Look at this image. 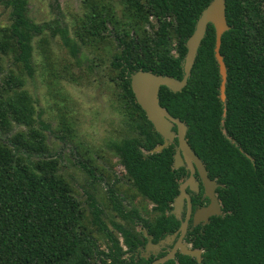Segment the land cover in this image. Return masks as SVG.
<instances>
[{
    "label": "trees",
    "instance_id": "16d2710c",
    "mask_svg": "<svg viewBox=\"0 0 264 264\" xmlns=\"http://www.w3.org/2000/svg\"><path fill=\"white\" fill-rule=\"evenodd\" d=\"M211 1L83 0L71 42L64 39L73 53L79 47L89 53V70H106L118 111L135 133L115 144L114 153L131 189L153 205L152 212L144 203L129 212L112 206L124 225L112 222L109 230L99 207L89 202L88 213L77 200L59 174L57 158L30 160L48 154L45 127L38 126L34 99L25 89L26 76L34 73V37L41 36L37 49L48 88L63 76L55 73L43 27L28 19L25 0H0L11 17L0 27V132L25 129L9 144L0 139V264H147L125 257L118 236L131 253L142 235L128 227L134 219L154 241L178 226L171 203L187 171L173 167L177 140L161 152L143 153L163 140L137 105L130 75L144 71L181 80L185 43ZM225 16L229 30L220 46L225 102L214 29L208 25L185 88L175 93L161 87L159 104L185 124L189 147L209 179L221 185L216 190L221 215L187 234L191 249L201 250L200 264H264V0H225ZM60 124L69 125L64 113ZM166 264L198 263L177 254Z\"/></svg>",
    "mask_w": 264,
    "mask_h": 264
},
{
    "label": "rangeland",
    "instance_id": "374dc122",
    "mask_svg": "<svg viewBox=\"0 0 264 264\" xmlns=\"http://www.w3.org/2000/svg\"><path fill=\"white\" fill-rule=\"evenodd\" d=\"M82 1L25 0L28 19L43 27L55 73L63 76L56 81L52 90L48 88L37 49L41 36L34 37V73L26 76L25 89L34 99L38 126L45 127L48 154L32 155L30 160L49 156L57 158L59 174L70 182L81 205L89 213L88 196H92L104 212L101 219L112 230L110 222L116 219L106 210L104 177L109 180V176H122L123 170L114 156V145L133 137L135 133L118 111L115 88L109 82L106 70H89V53L80 47L77 53H73L69 45L74 20L82 14ZM10 19V10L0 4V27L9 25ZM58 29L65 33H60ZM65 38L70 42H66ZM65 75H69L71 80L65 79ZM63 113L68 119V127L60 124ZM21 130L25 129L15 126L8 135L0 132V139L9 144L10 137ZM87 170L91 171V175ZM119 188L125 190V183L122 182ZM134 201L137 208L143 204L139 199ZM144 205L148 206L147 210L150 209L149 203ZM104 242V237L100 236L102 248Z\"/></svg>",
    "mask_w": 264,
    "mask_h": 264
},
{
    "label": "water",
    "instance_id": "95a60500",
    "mask_svg": "<svg viewBox=\"0 0 264 264\" xmlns=\"http://www.w3.org/2000/svg\"><path fill=\"white\" fill-rule=\"evenodd\" d=\"M208 25H211L214 29V57L218 64L219 74L221 77L220 100L224 103L226 68L220 55V46L223 34L229 30L225 16V0H212L197 19L192 35L185 43L186 54L182 61L183 77L181 80L168 76L154 75L150 72L144 71H136L130 75V87L137 105L144 112L154 131L163 140V143L150 151V154L162 151L170 144H173L176 139L177 147L174 155L173 167L174 169L184 167L187 173L189 172V177L183 184L180 185L179 195L174 202L175 210L173 211V214L175 216L181 212V206L184 199H187L189 202L186 188L190 186L196 189L197 187V184L194 181L195 172H197L200 177L204 189V196L208 199V205L199 209L194 214V225L201 222H203V224H207L210 217L221 215V206L216 194L217 188L221 185L217 184L215 180L209 179L203 163L189 147L186 141L187 127L185 124L180 120L173 118L167 110L160 106L159 90L161 87H166L171 92L177 93L185 88L192 67L195 63L198 49L205 37ZM189 213L190 210L188 211L186 220L180 226L179 231L181 235L173 250L169 252L167 256L157 260L153 264H163L166 261L174 259L177 250H179L182 255L195 258L198 264L201 263V250H192L190 249V246H187L182 242V238L184 237L187 229Z\"/></svg>",
    "mask_w": 264,
    "mask_h": 264
},
{
    "label": "flooded vegetation",
    "instance_id": "af4514ba",
    "mask_svg": "<svg viewBox=\"0 0 264 264\" xmlns=\"http://www.w3.org/2000/svg\"><path fill=\"white\" fill-rule=\"evenodd\" d=\"M120 142H118V143H120ZM143 153L145 155L150 154V153H147V151H143ZM114 156H115V158L117 160L118 166L122 168L123 174H122V176H120V175L117 176L116 175V177L113 175V177H110L109 180H107V178L104 177V179H105L104 183H105V186H106V189H105L106 210L110 211L112 213L113 217L116 219V221H113V222H118V223L124 225V222H122L112 212V206H114V207L118 206L119 208L121 207L120 208L121 210L129 212L132 208H135V207L137 208L136 204L134 203L135 202L134 200L135 199H139L140 201H142L145 204L149 203V208L150 209H148L147 211L148 212H152L153 205L149 201L142 200L138 196V193L135 190L131 189V187H130L131 183L128 182L127 179H125V177H124L125 174H126L124 168L119 163V159L115 155V153H114ZM173 166H174V162H173ZM180 168H184V167H180ZM184 170L186 171L185 168H184ZM186 174H187V176L179 184V187H180L181 184H183L188 179L189 172L188 173L186 172ZM101 177L99 179H101ZM194 177H195L194 181L197 184V187H196V189H194V188H192L190 186H188L186 188V193H187V195L189 197V202L187 201V199H184L183 204L181 206V212L176 215L177 217L173 214V211L175 210L174 209V202H175V199L178 197L179 193H178V195L174 198V200L171 203L170 214L173 215L174 218L178 222V226L173 230V232L172 233H165L163 237L158 238V239H156L154 241V238H155L154 235H149L147 233L146 229L143 227V224L139 223V221L134 219L133 223L128 225V227H133L135 234H142L141 237L138 236V239L141 242L133 249V251L131 253H128V248L123 244L122 238L120 236H118L119 242H120V247L122 248L123 251L127 252L125 257H127L129 260H130V258H132L134 261H136L139 258H142V259L148 261L147 264H153L157 260H160V259L164 258L165 256H167L169 254V252H171L173 250V248L175 247L177 241L180 238L181 234H180L179 229H180V226L182 225V223L186 220L189 210H190V213H189V219L187 221V229H186L184 237L182 238V242H183V244H185L187 246H190L187 243V240H186L189 229L191 227L205 225V224H203V222H201V223H199L197 225H194L193 224V222H194V220H193L194 214L199 209H201L203 207H206L208 205V199L204 196V189H203L200 177H199L197 172H195ZM122 182H124L125 185H126V189L125 190H123V189L120 190V188H119V185ZM179 187H178V191H179ZM88 201L89 202H93L97 207H99L98 203L95 201V199L92 196H88ZM139 206H140V209H142L143 204L142 205L140 204ZM146 208H148V206H146ZM100 209L102 210V208H100ZM141 214H143V213H141ZM149 221H152V220H149ZM111 223L112 222H110V225H111ZM111 227H112V225H111ZM112 233L114 235L116 234L115 231H112ZM190 249H191V247H190ZM177 254H181L179 250L176 251L174 259L169 260V261L175 260ZM169 261H166L163 264H166Z\"/></svg>",
    "mask_w": 264,
    "mask_h": 264
}]
</instances>
